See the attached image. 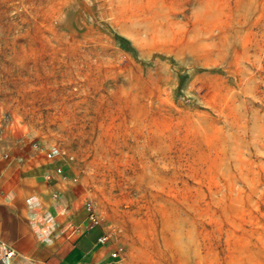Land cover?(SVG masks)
Masks as SVG:
<instances>
[{
  "label": "rangeland",
  "instance_id": "rangeland-1",
  "mask_svg": "<svg viewBox=\"0 0 264 264\" xmlns=\"http://www.w3.org/2000/svg\"><path fill=\"white\" fill-rule=\"evenodd\" d=\"M4 139L127 264H264V0H0Z\"/></svg>",
  "mask_w": 264,
  "mask_h": 264
},
{
  "label": "crops",
  "instance_id": "crops-1",
  "mask_svg": "<svg viewBox=\"0 0 264 264\" xmlns=\"http://www.w3.org/2000/svg\"><path fill=\"white\" fill-rule=\"evenodd\" d=\"M88 203L59 160L0 140V242L11 264H127L107 228L90 227Z\"/></svg>",
  "mask_w": 264,
  "mask_h": 264
},
{
  "label": "built area",
  "instance_id": "built-area-1",
  "mask_svg": "<svg viewBox=\"0 0 264 264\" xmlns=\"http://www.w3.org/2000/svg\"><path fill=\"white\" fill-rule=\"evenodd\" d=\"M87 214H88V221H89L90 227L95 226L99 220L93 212L91 203L87 204ZM101 241L105 242L107 241V238L103 237ZM14 256H15L14 250L6 243L0 242V262L1 264H11ZM112 257L116 258L117 253L112 254Z\"/></svg>",
  "mask_w": 264,
  "mask_h": 264
},
{
  "label": "trees",
  "instance_id": "trees-1",
  "mask_svg": "<svg viewBox=\"0 0 264 264\" xmlns=\"http://www.w3.org/2000/svg\"><path fill=\"white\" fill-rule=\"evenodd\" d=\"M115 38H116L119 46L122 49L129 51V52H134V49L131 46V43L127 39H125L124 37H121V36H116Z\"/></svg>",
  "mask_w": 264,
  "mask_h": 264
}]
</instances>
